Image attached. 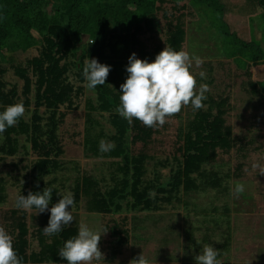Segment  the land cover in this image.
<instances>
[{"label":"rangeland","instance_id":"rangeland-1","mask_svg":"<svg viewBox=\"0 0 264 264\" xmlns=\"http://www.w3.org/2000/svg\"><path fill=\"white\" fill-rule=\"evenodd\" d=\"M8 3L9 0H0V92L7 94L14 89V104L23 102L26 109L22 121L31 128L36 114L42 140L47 142L52 137L62 149L56 167L35 181L30 180L29 172L38 157L31 150L27 134L11 135L17 141L14 155L0 151V226L12 235L13 244L20 238L18 222L25 225L22 239L26 241L27 255L47 248L44 251L49 256V246L58 239L57 235L43 233L50 211L37 214V209L16 207L19 195L40 185L42 190L53 189L49 209L61 199L58 194H74V220L63 229H79L83 223L101 234L108 231L99 245L105 262L94 264H129L142 252L152 264H195L194 257L204 245L220 251L218 259L223 264H264V175L251 167L253 163L264 166V10L257 2L23 0L25 10L20 20L11 17ZM70 3L75 5L72 19L62 10L63 4ZM145 19L153 23L151 29L144 25ZM53 23L69 26L74 43L73 52L60 63L67 69L62 80L72 87L70 102L57 108L43 104L36 108V78L28 61L41 55L46 28ZM175 25L184 33L180 50L203 60L200 67L193 61L191 71L198 85L209 86L205 107L197 110L189 105L167 118L162 127L152 128L151 139L144 147L132 144L128 132L124 155L113 157L109 151L101 152V140L116 147L110 114L118 112L117 108L111 113L102 111L96 91L87 89V81L79 71L86 60L82 57L84 48L98 47L99 41L113 42L114 37L140 27L137 38L148 50L164 49L167 31ZM125 59L128 62L129 55ZM16 67L26 69L31 79L27 97L22 94L23 81L15 75ZM200 71L206 73V79L199 77ZM211 101H224L223 119L231 129L234 145L227 151L218 149L213 162L202 164L190 176L195 186L189 191L182 186L172 188V179L182 163L184 137L190 132L187 126ZM211 111L215 114L216 109ZM3 142L0 136V148ZM141 152L145 156L138 192L145 190L146 195L140 204H135L134 196L129 194L134 180L130 161ZM214 178L217 187L208 185ZM84 179L93 182L91 192L111 201L108 213L90 211L88 197L81 190ZM238 182L245 186L239 198L234 194ZM114 189L119 193L109 200L108 193ZM119 194L124 198L120 199ZM147 199L150 203L145 205ZM27 264L61 263L46 258L43 263Z\"/></svg>","mask_w":264,"mask_h":264},{"label":"trees","instance_id":"trees-1","mask_svg":"<svg viewBox=\"0 0 264 264\" xmlns=\"http://www.w3.org/2000/svg\"><path fill=\"white\" fill-rule=\"evenodd\" d=\"M79 1L80 0H73L75 3ZM255 1L257 5L264 10V0ZM22 3L23 0H9L8 4L10 15H12L11 17L15 16L19 18V20L23 17V10H25V8L21 6ZM74 7L75 5L71 3L68 5L63 4V15L72 19L70 17H72L71 12ZM144 25L151 29L153 23L150 19H145ZM140 30V27H136L132 32L127 31L114 37L113 42L104 43L99 41L97 42L98 47L87 45L86 48H84L85 54H83L82 57L86 59H96L99 63L111 67L105 85L97 86L96 89H94L97 93V100L100 103L99 108L104 112L111 113V110L117 108L120 104L119 97L122 94L120 92V86L125 82L128 76L126 72L128 62L124 61L126 60V55L130 57L132 53H136L138 59H146L148 62H153L156 55L163 50L160 47L148 50L146 45L137 38V33ZM166 36L167 47L172 48L174 51H180L181 45L184 42L182 28L175 25L172 30L167 31ZM73 50L74 43L71 38L69 26L66 27L59 23H53L46 28V36L43 38L41 55L28 61L31 74L36 78L33 82L35 86L36 108L40 107L42 104L47 108H57L58 105L70 102L69 95L72 91V87L68 84H64L62 76L67 72V69L65 65H60V63L71 54ZM82 70L83 67H81L79 71L82 73ZM15 75L23 81L22 94L27 97L32 84L27 70L16 67ZM80 80L83 79L80 77ZM109 85H112L113 88H110ZM115 91H117V93H115ZM9 93L0 92V112H3L7 106L14 104V89ZM209 103V107L205 111H198L194 119L190 121L187 126L190 132L184 137L182 163L172 179V188L182 186L185 191H189L195 186L190 176L198 172L202 164L213 162L217 156L218 149L227 151L234 145L231 129L229 126L225 125L223 119L225 114V110L223 109L225 104L224 101L218 103L211 101ZM213 108L216 109L215 114H212L211 110ZM110 118V123L116 132L114 140L117 143L116 147L109 151V154L113 157L124 155V138L128 132H130L132 144L141 143L142 147H144L149 143L152 135V128L144 126L137 120H133L132 123H129L117 113H111ZM39 121L40 118L34 114L30 128L20 118L14 127H10L3 134H0V136L4 138L0 151L7 155H14L16 152L17 141L15 138H12L11 135L27 134V136H29L31 150L38 157V160L34 163L29 172V178L32 181L38 180L42 176L49 174V172L56 167V158L62 154V149L56 143H53L52 137H50L47 142L42 140L41 137L43 133L38 124ZM144 156L145 154L143 152L138 153L137 157L130 161L134 180L130 185L129 194L134 196L135 204H140L141 200H143L146 195L145 190L141 193L138 192L139 175H141ZM93 185V182L89 179H84L82 181L83 188L81 190L83 194L88 197V208L90 211L96 213H108L110 211L109 205L112 204L111 201H106L101 198L97 192H91ZM208 185L217 187L218 182L214 178V180L211 179V181H208ZM128 186L127 182L123 183L124 188ZM30 191L37 193L43 190L40 185H34L31 187ZM29 192H24L21 195L27 196ZM118 193L119 191L116 189L110 191L108 193L109 200ZM53 198L52 196V199ZM119 198L123 199L124 195L119 194ZM2 199L3 197L0 196V201ZM149 203V199L144 202L145 205ZM115 208L118 207L116 206ZM21 216L24 217V214H21ZM23 224L24 222H18L19 232L17 237L20 238L17 244H14L18 257L22 258V264H27V262L43 263L46 258H50L52 262L55 263L67 264L66 261L59 257V251L67 240L78 235L77 227H67L56 234L58 239L54 242L53 246H49V256L44 251L47 248H43L38 253L27 255L25 251L26 241L22 239L26 233L24 228L25 225Z\"/></svg>","mask_w":264,"mask_h":264},{"label":"clouds","instance_id":"clouds-1","mask_svg":"<svg viewBox=\"0 0 264 264\" xmlns=\"http://www.w3.org/2000/svg\"><path fill=\"white\" fill-rule=\"evenodd\" d=\"M193 61L196 67L203 64L200 57H191L187 51H174L170 47H165L156 55L153 62L138 59L136 53H132L126 68L127 79L120 86L122 94L119 97L118 114L129 123L137 120L146 127L155 128L162 127L167 118L179 114L186 106L191 105L197 110L205 107L203 101L207 99L205 93L209 91V86L198 85L196 75L191 71ZM110 71V66L101 64L96 59H86L82 74L87 81V89L94 90L97 86L105 85ZM198 75L206 79L204 71H200ZM25 112L23 102L9 105L0 112V134L14 127ZM114 148V143L100 141L101 152H108ZM251 167L258 171L259 175H264V166L261 164L253 163ZM244 191L245 186L238 182L234 188L236 197L239 198ZM52 192L51 187H46L42 192L30 191L27 196L19 195L16 199L18 209L31 211L35 208L38 210L37 214L50 211L48 225L43 229L46 236L60 233L64 226H70L74 220L71 211L75 207L74 194L71 191L58 194L61 199L49 209ZM107 232L104 230L101 234L99 230L94 231L88 225L80 224L78 235L65 242L59 251V257L67 264L105 262L99 245L101 237ZM220 254V251L212 245H204L202 252L194 257L195 264H222L218 259ZM0 264H22V258L18 257L14 248L13 237L3 226H0ZM129 264H152V262L142 252L138 257L130 260Z\"/></svg>","mask_w":264,"mask_h":264}]
</instances>
